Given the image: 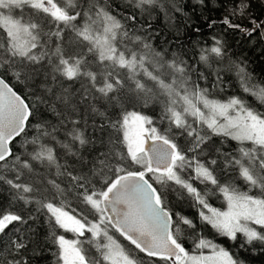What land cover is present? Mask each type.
Segmentation results:
<instances>
[{
    "label": "snow or ice",
    "instance_id": "6c2138e0",
    "mask_svg": "<svg viewBox=\"0 0 264 264\" xmlns=\"http://www.w3.org/2000/svg\"><path fill=\"white\" fill-rule=\"evenodd\" d=\"M128 2L141 10L145 6L164 7L161 0ZM196 4L206 6L205 0H196ZM170 5L174 12L183 11L177 0H170ZM78 6V0H62V3L58 0H0V30L4 35V43L0 44V73H8L18 84L31 88L29 81L39 74V69L35 66L41 65L47 58L48 64L52 66V81L57 79V75L66 80L86 78L91 90L98 94L95 99L105 109L102 112L93 107L92 110L107 118L108 106L111 105L117 111L122 108L124 98L118 93L127 91L125 81L119 74L114 75L113 71L107 69L117 66L125 68L129 72L127 79L134 85L130 99L143 100L146 104L149 98L163 97L160 102L163 103L169 127L161 131L151 126L152 118L138 111H123L114 120L107 118L106 124L98 125L102 133L106 128L114 130V134L108 139L110 147L107 151H99L87 162L83 157L79 158L78 162L87 170L86 174L68 173L76 186L84 190L81 194L83 202L94 213V222L84 215L77 218V215L65 210V206L57 200V196L64 195V190L55 181L49 182L56 190L51 194V199H34L29 195L36 191L32 186L16 183L2 174L0 181L16 190L17 200L23 201L25 205L36 203L40 209L46 210L48 223L53 228L71 231L79 236H84L85 232L91 234L86 243L95 247L99 258H89L80 240H69L64 235L51 231L48 239L56 248L53 253L55 264H145L144 257L158 258L170 264H245L242 258L228 248L197 232V225L192 219L177 213L176 227H173V213L165 203V191L158 190L154 184L166 191L175 189L181 196L186 194L191 197L200 207V220L210 225L218 236L235 242L240 234L243 237L239 245L241 249L259 245L264 250V113L256 111L241 97L232 96L226 101L210 99L207 88H201L198 83L191 81L189 66L183 60L175 57L167 60L162 52H153L151 45L140 36H130L124 24L103 4V0H93L86 11H76ZM248 6L245 0H239L229 15L242 16ZM25 7L32 10L33 17L36 13L46 14L57 30L45 33L43 26L34 18L25 20L12 15L16 9L22 13ZM81 17L84 18L81 25L73 24ZM124 19L134 22L137 17L128 15ZM222 22L249 36L264 28V22L252 20L253 27L244 29L241 25L232 24L228 16ZM61 25L71 28L77 37L87 41V51L96 52L102 65L105 61L109 62L105 65V70L92 71L83 55L66 56L59 42L52 48L48 47L47 38L55 37L57 41L62 39ZM195 30L199 31L198 28ZM125 40L129 43L135 41L147 52L141 54L129 48L124 43ZM118 44H123V50L117 47ZM149 53L154 72L145 67ZM209 54L215 57L224 55L223 45L219 40H216L212 48L202 50L199 57L202 64L210 67ZM236 67L244 92L264 104V84L253 82L245 67ZM140 70L155 83L158 91L154 92L137 78ZM165 74L171 76L170 83L162 78ZM198 75L201 79H206L203 72ZM215 78L217 81L222 80L219 71ZM43 91L45 94L36 99L47 105L53 115L62 118L58 121L61 126L64 121L73 125L79 123L69 119L78 101L73 99L68 88L57 90L45 84ZM87 96L86 89L81 98L86 99ZM178 104L180 110H177ZM65 112L69 115H65ZM188 117L192 119L189 120ZM30 118H34L33 108L27 98L18 93L4 75L0 74V168L8 169L9 157L20 162L19 156L13 157L10 145L25 132ZM35 127L39 135L32 143L39 144V149L31 154V159L56 165L57 169L61 165L57 161L55 149L51 144L42 143V137L58 142L72 156L79 154L78 149L73 151L76 142L81 147L92 143L75 127L67 132L68 142L57 141V124L37 123ZM173 127L180 130L179 135L188 137L189 147L182 149L176 143L175 135H170ZM213 135L231 138L240 145L246 142L250 145L239 148V158L225 156L223 166H239L241 178L250 189H258L259 195L239 192L230 184L220 183L214 168L217 159H202L206 155L204 146ZM101 142L103 143V139ZM215 151L220 152L219 149ZM132 165L138 167L130 170ZM20 166L29 170L32 167L28 160L21 162ZM10 170L16 171V179H19L17 163H13ZM93 179L100 184L99 189L93 185ZM194 181L210 184L213 190L222 193L227 209L221 211L212 207L208 202L209 193L198 190ZM89 188L92 190L89 191ZM32 219L34 217L31 215L25 218L14 212L0 214V237L12 233L7 241L0 240V264H29L31 255L42 253L43 249L33 240L30 227L23 230L16 227L26 225ZM181 224L193 232V252L184 246ZM110 232L118 233L134 247H125ZM30 244L33 245L31 249ZM203 250H208V254L205 255ZM141 253L144 257L139 255Z\"/></svg>",
    "mask_w": 264,
    "mask_h": 264
},
{
    "label": "trees",
    "instance_id": "16d2710c",
    "mask_svg": "<svg viewBox=\"0 0 264 264\" xmlns=\"http://www.w3.org/2000/svg\"><path fill=\"white\" fill-rule=\"evenodd\" d=\"M92 2L93 0H78L79 6L75 10L85 11L87 10V6ZM245 2L249 6L245 10L244 15L237 14L230 16V10L236 7L239 0H205L206 6L204 7L196 4V0H177V3L183 8L182 12H174L171 9L170 0H161V3L164 4L163 8L159 6H145L143 10L130 5L128 0H103V4L124 24L130 36H140L143 41L151 45L153 52H162L164 58L167 60H171L174 57L178 60H183L189 66L191 81L198 83L201 88H207L210 93V99L226 101L232 96L241 97L256 111L264 113V104H260L253 96L244 92L237 75L236 67L237 65L245 67L246 71L253 78V82L264 84V42L259 34L260 32L257 30L249 36L240 29L229 27L222 22L228 16L232 24L241 25L244 29H251L253 27L251 21L255 20L259 22L264 15V0H245ZM128 15H135L137 19L134 22L124 19ZM30 18L37 20L43 26L45 33L57 30L55 24L46 14L36 13L34 17L31 16ZM83 20V17L78 18L73 24L79 26L83 23ZM213 21L215 23H212ZM210 24L211 27L209 26ZM61 28L63 29V36L60 41H57L55 37L47 38L49 48L54 47L59 42L64 48L66 56L69 54L83 55L88 62V67L92 71L100 72L105 70V65L109 64L108 61H105L102 65L97 58L98 54L96 52L87 51L89 47L87 41H83L82 38L77 37L71 28L64 27L63 25H61ZM197 28L199 29L198 32L195 30ZM216 40L222 43L224 55L222 57H215L209 54V67L202 64L199 57L202 54V50L215 46ZM3 43L4 35L2 30H0V44ZM124 43H127L129 48L141 54L147 52L146 49L138 46L135 41L129 43L125 40ZM117 47L123 50V44H118ZM33 51L39 52V50ZM0 52H2V49H0ZM151 58V54L149 53L145 67L149 71L154 72L155 70L150 64ZM53 62L55 61L53 60ZM35 67L39 69V74L29 81L32 85L31 88H26L24 84H18L8 73H0L4 75V78L18 93L27 98V102L33 108L34 117L29 119L25 132L11 144L13 157L19 156L20 162H15L12 157H9L7 161L8 169L0 168V174L4 175L6 179L14 180L16 183L32 186L36 191L29 195H32L34 199H43L45 197L51 199V194L55 193L56 190L49 182L55 181L64 190V195L57 196V200L65 206V210L70 211L73 215H77V218H80V215H84L89 221L94 222V213L91 211L90 206L83 202L81 194L84 190L76 186V182L71 179L68 173L70 172L72 175L86 174L87 170L78 162L79 158L83 157L85 162H87L99 151H107L110 147L108 139L110 135L114 134V130L106 128L102 133L98 128V125L108 122L107 118L114 120L123 111H138L152 118L153 124L151 126L157 127L161 131L168 129L169 124L163 111V103L160 102L163 100V97L149 98L146 104L143 100L130 99L133 95L132 88L134 85L131 80L127 79L129 75L128 70L118 66L114 69L109 68L107 70L113 71L114 75L118 73L119 77L125 81L127 91L118 93V95L124 98L123 107L117 111L109 105L106 118L92 110L95 107L99 108L102 112L105 111L103 105L95 99V96L98 94L91 90V86L86 78L78 77L75 80H66L57 75V79L52 81L50 78L52 66L48 64L47 58L42 61L41 65H36ZM217 71H219L222 77L221 81H217L215 78ZM201 72H203L206 79L199 77L198 73ZM137 78L146 83L154 92L158 91L155 83L144 76L142 70L139 71ZM162 78L165 79L166 83L171 82L169 74L163 75ZM97 82L99 83V76ZM45 84L57 90L68 88L72 92L73 99L78 101V103L69 119L79 121L78 124L73 125L68 121H64L63 126H61L58 121L62 120V118L53 115L47 105L39 103L36 97L45 94L43 91ZM86 89L88 90V96L86 99H82L81 94ZM178 107L179 105H177V110H180ZM114 112H116V115H113ZM65 115H69V113L65 112ZM188 119L191 120L192 118L188 117ZM37 123L57 124L59 128L56 134L57 141L68 142L69 137L67 136V132L75 127L82 131L85 138L90 139L92 143L81 147L76 142L73 146V151L78 149L79 154L78 156H72L58 142H51L49 138L42 137V143L51 144L54 147L57 161L61 167L57 169L56 165L40 163L31 159V154L39 149V144L32 143V140L39 135L35 127ZM145 127H149V125H145ZM204 131L207 130L204 129ZM179 132V129L173 127L170 135H175L176 143L182 149H186L189 147L188 137L179 135ZM102 139L103 143L101 142ZM241 146L250 147L247 142L244 145H240L231 138L213 135L204 146L206 155L202 159L208 157L217 159L218 162L214 166L215 175L221 184H230L239 192L259 195L258 189H250L248 184L241 178L239 166H229L228 168H224L223 166L225 156L231 155L239 158V148ZM216 149H219L220 152L216 153ZM24 160H28L32 165L30 170L20 166V163ZM13 163H17L18 165L19 179H16V171L10 170ZM245 163L247 162L245 161ZM137 167L132 165L130 170H135ZM92 183L96 189H99L100 184L96 183L95 179H93ZM154 186L158 190L165 191V203L173 213V227H176V214L179 213L181 216L188 217L196 223L197 232L228 248L231 252L242 258L245 264H264V250H261L259 245L241 249L239 245L242 243L243 237L238 234L237 240L232 242L218 236L210 225L200 220V207L191 197L186 194L181 196L180 192L175 189L166 191L165 189H161L159 185L154 184ZM194 186L202 192L206 191L209 193L208 202L212 207L218 208L221 211L226 210L227 203L223 194L218 190H213V186L201 184L199 181H194ZM88 190L91 191L92 189L89 188ZM16 194L15 189L11 188L4 181H0V214L14 212L25 216V218L29 215L34 217L32 220H28L26 225H16V227H21L22 230L30 227L33 240L43 249L40 255H31L29 264H55L53 253L56 251V248L48 239L51 231H55L57 235H64L69 240H80L87 250L89 258L93 256L99 258V253L95 247L86 243V240L91 237L90 233L85 232L84 236H79L71 231L58 227L53 228L48 223L46 210L40 209L36 203L25 205L23 201L15 198ZM180 227L185 248L190 252L195 251L192 243V230L187 229V226L182 224ZM110 234H113L125 247H134L123 240L118 233L110 232ZM11 235L12 233L10 232L8 235L0 237V240L7 241ZM32 247L33 245L30 244L29 248L31 249ZM203 251L204 253L208 252V250ZM139 255L144 257L142 253ZM144 260L145 264H170V262L161 261L158 258L144 257Z\"/></svg>",
    "mask_w": 264,
    "mask_h": 264
},
{
    "label": "rangeland",
    "instance_id": "374dc122",
    "mask_svg": "<svg viewBox=\"0 0 264 264\" xmlns=\"http://www.w3.org/2000/svg\"><path fill=\"white\" fill-rule=\"evenodd\" d=\"M58 2L62 3V0H58ZM85 11H86V10H85ZM12 15H13L15 18H23V19L27 20V19H29V18L31 17V9L28 8V7H25V8L23 9V12H22V13H21V10L16 9V10L13 11ZM178 105H179V104H178ZM178 108H180V105H179ZM133 127H134V125H133ZM225 209H227V208H225ZM204 254L207 255L208 252H205Z\"/></svg>",
    "mask_w": 264,
    "mask_h": 264
},
{
    "label": "water",
    "instance_id": "95a60500",
    "mask_svg": "<svg viewBox=\"0 0 264 264\" xmlns=\"http://www.w3.org/2000/svg\"><path fill=\"white\" fill-rule=\"evenodd\" d=\"M259 22H264V15H263L262 19H261ZM259 22H258V23H259ZM258 30H259V32H260L259 34L261 35L262 40H263V42H264V28H260V29H258ZM18 137H19V136H18ZM18 137H16V138H18ZM16 138H15V139H16ZM15 139H14V140H15ZM14 140H13V141H14ZM13 141H12V143H13ZM10 147H11V145H10Z\"/></svg>",
    "mask_w": 264,
    "mask_h": 264
}]
</instances>
